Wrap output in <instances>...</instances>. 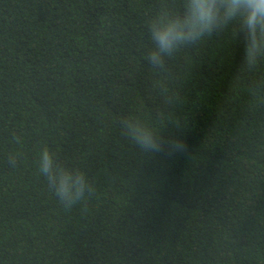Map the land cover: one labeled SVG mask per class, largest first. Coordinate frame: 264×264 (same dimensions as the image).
Returning <instances> with one entry per match:
<instances>
[{"label": "trees", "instance_id": "obj_1", "mask_svg": "<svg viewBox=\"0 0 264 264\" xmlns=\"http://www.w3.org/2000/svg\"><path fill=\"white\" fill-rule=\"evenodd\" d=\"M182 2L0 0V264H264V45L248 64L233 23L152 69L148 24ZM45 148L93 185L71 209Z\"/></svg>", "mask_w": 264, "mask_h": 264}, {"label": "clouds", "instance_id": "obj_2", "mask_svg": "<svg viewBox=\"0 0 264 264\" xmlns=\"http://www.w3.org/2000/svg\"><path fill=\"white\" fill-rule=\"evenodd\" d=\"M233 23L239 26L236 34L243 42V59L254 65V58L261 54L264 45V0H183L179 14L161 15L148 24L152 47L145 62L152 69L162 68L165 58L174 56L181 47L195 44ZM121 124L127 139L140 151H162L161 131L133 118H122ZM171 147L179 151L184 145L175 141ZM10 163L14 166L15 160ZM38 171L66 209L93 192V185L84 172L61 167L47 148L40 153Z\"/></svg>", "mask_w": 264, "mask_h": 264}]
</instances>
